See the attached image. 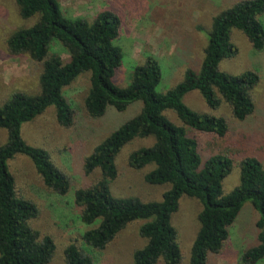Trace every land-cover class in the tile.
Wrapping results in <instances>:
<instances>
[{"label": "trees", "instance_id": "1", "mask_svg": "<svg viewBox=\"0 0 264 264\" xmlns=\"http://www.w3.org/2000/svg\"><path fill=\"white\" fill-rule=\"evenodd\" d=\"M14 3L21 18H37L32 25L17 28L7 36L6 50L10 55H27L40 64L41 70L36 94L14 91L0 103V128L6 132V141L0 145V264H47L53 254L52 238L31 225L38 215L37 206L16 195L6 162L15 154L25 155L48 192L60 196L66 193L67 176L52 164L45 149L24 141L20 125L52 106L56 123L63 129L73 128L75 112L61 90L84 71L89 72V87L83 99L87 117L99 118L107 108L123 111L135 101L141 107L83 158V175L97 169L99 178L82 182L73 192V204L83 224L96 223L82 232L79 243L63 247L62 264H93L86 248L102 250L135 219L145 220L137 231L146 242L132 251L131 264H155L159 259L162 264H180L182 256L170 215L177 210L181 195L200 203L188 264H208L211 256L226 255L227 228L245 202L257 213L256 243L243 249L242 257L254 262L264 260V167L252 156L241 157L237 185L222 194L221 180L231 161L215 153L201 165L195 135H205L210 140L222 138L228 131L227 121L221 116L195 112L183 103L184 94L196 90L210 110L223 101L230 116L238 121L253 113L250 90L258 80L257 74L247 71L231 75L217 66L222 58L236 53L229 41L231 28L242 32L254 52L264 50V28L258 19L264 13V0H238L214 15L197 77L164 94L155 90L160 69L149 54L133 66L127 85L118 87L112 83L111 77L120 64V49L114 44L122 24L118 10L101 9L87 20L63 15L57 0ZM53 43L65 50L66 60L49 51ZM164 110H171L194 135L187 136L182 126L171 123ZM146 136L153 137V144L131 151L126 164L135 170L153 164L143 175L144 182L167 183L169 188L161 193L159 201L112 196L108 182L116 176L113 157L125 142Z\"/></svg>", "mask_w": 264, "mask_h": 264}, {"label": "rangeland", "instance_id": "2", "mask_svg": "<svg viewBox=\"0 0 264 264\" xmlns=\"http://www.w3.org/2000/svg\"><path fill=\"white\" fill-rule=\"evenodd\" d=\"M57 1L63 15L87 20L101 9L118 10L122 24L114 44L120 49V64L111 77L112 83L118 87L127 85L133 66L140 64L149 54L157 60L160 69L155 90L164 94L177 84L189 79L193 81L197 77L212 17L238 0ZM36 18L37 15L21 18L14 0H0V103L11 92L33 95L39 90L40 64L31 61L25 54L10 55L5 47V40L12 31L32 25ZM258 19L264 28V13ZM229 41L236 48V53L222 58L217 67L231 75L247 71L257 74L258 80L250 90L253 113L238 121L230 116L229 108L223 101L215 110H210L196 90H190L183 96V103L189 109L221 116L227 121L228 131L222 138L210 140L205 135H195L201 165L215 153L226 155L231 161L228 172L221 180L222 194L237 185L238 161L241 157L252 156L264 167V50L254 52L242 32L235 28L229 30ZM49 51L57 53L63 60L67 59L65 50L58 43L51 44ZM88 79L89 72H81L61 90L75 112L73 128L63 129L56 123L52 106L20 125V135L24 141L45 149L52 164L67 176L69 184L66 193L60 196L48 192L25 155L15 154L6 162L16 195L31 200L38 208V215L31 225L40 234L50 236L54 242V251L47 264H62L63 247L70 242L79 243L82 232L96 223L83 224L73 204L74 190L82 182L99 178L97 169L83 175V158L119 125L138 113L141 107L140 102L135 101L123 111L107 108L99 118L87 117L83 99L89 87ZM163 114L174 125L182 126L187 136L194 135V131L183 126L171 110H164ZM5 141L6 132L0 128V145ZM153 142L151 136L133 137L120 147L113 157L116 176L108 182L112 196L136 197L142 202L161 199V193L169 188V184L151 185L143 180V175L153 168V164L137 170L126 164L131 151L149 147ZM199 210L200 203L196 199L181 195L177 210L170 215L182 256L180 264H188L190 246L198 229L196 216ZM256 218L257 213L250 203H243L227 228L226 255L211 256L208 264H264L263 259L254 262L242 257V250L256 243ZM144 221L135 219L129 222L102 250L87 247L93 264H131L132 251L146 242L137 231ZM155 264H162V261L159 259Z\"/></svg>", "mask_w": 264, "mask_h": 264}]
</instances>
